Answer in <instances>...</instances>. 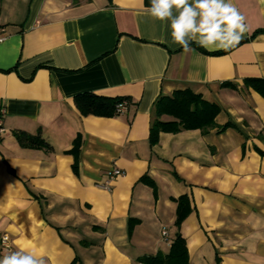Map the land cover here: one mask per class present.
Segmentation results:
<instances>
[{"label": "crops", "instance_id": "1", "mask_svg": "<svg viewBox=\"0 0 264 264\" xmlns=\"http://www.w3.org/2000/svg\"><path fill=\"white\" fill-rule=\"evenodd\" d=\"M233 2L249 31L216 54L184 52L139 0H0V256L19 242L47 264H147L179 232L189 264H264V95L244 82L264 80V3ZM178 89L233 125L151 145L153 104ZM83 92L130 104L82 115ZM16 130L51 149L21 146Z\"/></svg>", "mask_w": 264, "mask_h": 264}, {"label": "trees", "instance_id": "2", "mask_svg": "<svg viewBox=\"0 0 264 264\" xmlns=\"http://www.w3.org/2000/svg\"><path fill=\"white\" fill-rule=\"evenodd\" d=\"M149 2L150 0H146L148 5ZM224 52L215 51L213 53L220 54ZM244 82L247 86L253 87L264 95V80L247 78ZM123 100L126 101L128 107L130 104L128 97L102 96L90 92L79 93L74 97L75 105L82 115L112 116L118 114L116 105ZM219 110L217 104L205 100L201 94L194 93L190 89H178L173 91L171 95H160L153 104V118L149 128L150 143L151 145L156 144L161 132L177 133L181 130L199 129L202 133H206L212 128H217V131L220 132L232 126L231 122L223 125L215 123V117ZM163 115H167L169 119H162ZM13 135L23 147L51 149V145L39 134L33 135L16 130L13 131ZM189 208L188 197L186 195L178 197L177 227L188 213ZM145 262L147 264H189L185 239L179 232H176L170 250L166 255L147 258Z\"/></svg>", "mask_w": 264, "mask_h": 264}, {"label": "clouds", "instance_id": "3", "mask_svg": "<svg viewBox=\"0 0 264 264\" xmlns=\"http://www.w3.org/2000/svg\"><path fill=\"white\" fill-rule=\"evenodd\" d=\"M139 7L152 19L166 23L172 41L184 52L193 44L209 52H227L249 31L247 18L233 0H150L147 7L139 0ZM0 264H47V258L44 252L16 242V250L0 256Z\"/></svg>", "mask_w": 264, "mask_h": 264}, {"label": "built area", "instance_id": "4", "mask_svg": "<svg viewBox=\"0 0 264 264\" xmlns=\"http://www.w3.org/2000/svg\"><path fill=\"white\" fill-rule=\"evenodd\" d=\"M126 110H127V106H126V101H125V100L119 102V103L116 105V112H117L118 114H122V113H124ZM2 115H3V110L0 109V134L4 133L5 130H6L5 127H4V125H3V118H2L3 116H2ZM121 174H123V171H121V170H119V169H113V170L111 171V173H110V177H113V176H116V175H121ZM104 187H107V186H104ZM162 234L165 235V234H166V231H163ZM5 237H7V240H8V236H7L6 234H4V235L2 236V243H3L4 246L7 247V246H8V245L6 244L7 240L4 239Z\"/></svg>", "mask_w": 264, "mask_h": 264}]
</instances>
